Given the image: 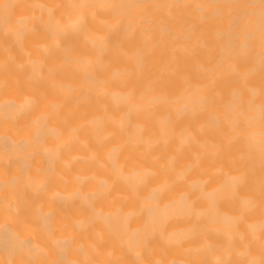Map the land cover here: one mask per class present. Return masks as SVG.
<instances>
[{
  "label": "bare ground",
  "instance_id": "bare-ground-1",
  "mask_svg": "<svg viewBox=\"0 0 264 264\" xmlns=\"http://www.w3.org/2000/svg\"><path fill=\"white\" fill-rule=\"evenodd\" d=\"M0 264H264V0H0Z\"/></svg>",
  "mask_w": 264,
  "mask_h": 264
}]
</instances>
